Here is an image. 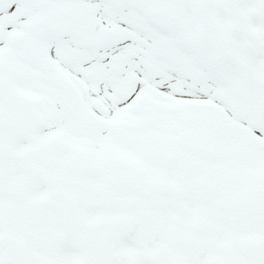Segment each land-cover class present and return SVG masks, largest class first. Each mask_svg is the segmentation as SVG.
I'll use <instances>...</instances> for the list:
<instances>
[{
    "label": "snow or ice",
    "instance_id": "6c2138e0",
    "mask_svg": "<svg viewBox=\"0 0 264 264\" xmlns=\"http://www.w3.org/2000/svg\"><path fill=\"white\" fill-rule=\"evenodd\" d=\"M0 264H264V0H0Z\"/></svg>",
    "mask_w": 264,
    "mask_h": 264
}]
</instances>
